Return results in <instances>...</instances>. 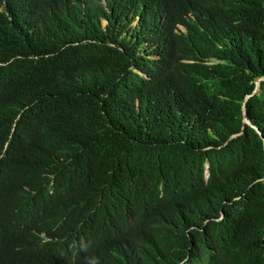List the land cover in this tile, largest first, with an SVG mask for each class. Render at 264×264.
<instances>
[{"label": "trees", "instance_id": "trees-1", "mask_svg": "<svg viewBox=\"0 0 264 264\" xmlns=\"http://www.w3.org/2000/svg\"><path fill=\"white\" fill-rule=\"evenodd\" d=\"M11 1L26 6L33 44L11 26ZM170 1L0 0V264L11 259V195L32 208L26 263L54 253L57 243L39 233L54 237L67 225L55 194L40 185L87 138H97L117 166L131 144L146 157L123 179L157 195L142 208L145 246L174 240L187 220L203 228L195 264H264V181H257L264 175V80L245 103L262 137L242 122L241 110L264 76V0H185L177 22L186 33L179 34L170 25ZM74 34L90 60L68 67L60 56H46ZM128 126L132 136L124 139ZM27 128L39 146L36 169L22 185L24 169L11 166V156ZM236 171L244 194L224 205L215 185ZM220 209L224 217L216 220Z\"/></svg>", "mask_w": 264, "mask_h": 264}, {"label": "clouds", "instance_id": "clouds-1", "mask_svg": "<svg viewBox=\"0 0 264 264\" xmlns=\"http://www.w3.org/2000/svg\"><path fill=\"white\" fill-rule=\"evenodd\" d=\"M184 2L185 0H172L168 3L176 17L170 25L177 34L186 33L185 26L177 22V14ZM25 7L22 3L11 1V26L23 35L25 43L33 44V31L31 23L26 19ZM138 20L137 15L132 24H136ZM102 25H105V21ZM62 40L58 49L46 56L58 55L68 67H73L83 59L90 60L80 54L79 40L75 34L64 35ZM163 42L164 35L161 34L156 46ZM61 45V49L71 46L73 55L67 56V49H59ZM25 73L22 74L23 78ZM262 80L264 76L254 81L252 91L245 95L241 106L242 122L250 126L259 137H262L261 130L247 116L245 103L250 96L260 92ZM135 105L139 107L138 101ZM237 135L239 134H233L231 138ZM129 136L132 135L128 126L124 131V139ZM14 146L18 154L11 156V166L24 169L18 182L28 185L27 180L33 175L37 164L39 143L35 129L27 128L16 138ZM31 150L32 153L29 154ZM107 153L97 138H87L56 169L45 174L49 182L40 186L48 193L55 194L67 226L54 237L45 232L39 233L43 241H55L57 248L52 255H43L36 264H195V248L198 241L203 239L200 235L203 228L185 220L174 240L164 237L151 247L145 246L141 235L147 216L142 208L152 205L157 195L148 189V185H127L123 179L133 170L138 172L141 160L146 157L139 153L137 145L131 144L126 150L124 162L117 166ZM209 174V164L205 161V181ZM155 176L156 168L152 166L151 178ZM53 179L60 185H54ZM63 179L68 185H63ZM244 181L243 175L237 171L219 177L215 185V199L224 205L240 199L244 194ZM257 181H264V175ZM54 187H57L55 192ZM236 210L232 211L233 216ZM31 215V205L21 197L11 195V259L3 264H27L31 250L30 234L33 231ZM164 217L178 220L171 216ZM223 217L224 210L220 209L216 220H222ZM208 221L209 219H205L202 224L205 225ZM222 247L221 240L216 241L212 251L220 253ZM144 253H151L152 256Z\"/></svg>", "mask_w": 264, "mask_h": 264}, {"label": "rangeland", "instance_id": "rangeland-1", "mask_svg": "<svg viewBox=\"0 0 264 264\" xmlns=\"http://www.w3.org/2000/svg\"><path fill=\"white\" fill-rule=\"evenodd\" d=\"M104 23V22H103Z\"/></svg>", "mask_w": 264, "mask_h": 264}, {"label": "water", "instance_id": "water-1", "mask_svg": "<svg viewBox=\"0 0 264 264\" xmlns=\"http://www.w3.org/2000/svg\"><path fill=\"white\" fill-rule=\"evenodd\" d=\"M259 85V84H258Z\"/></svg>", "mask_w": 264, "mask_h": 264}]
</instances>
